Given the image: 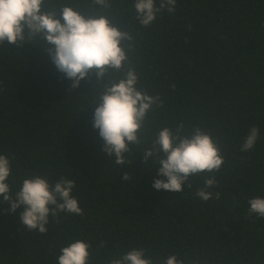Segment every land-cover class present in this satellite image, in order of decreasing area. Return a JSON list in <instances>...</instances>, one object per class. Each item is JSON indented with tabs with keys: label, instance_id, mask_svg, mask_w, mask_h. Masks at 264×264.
I'll use <instances>...</instances> for the list:
<instances>
[{
	"label": "trees",
	"instance_id": "16d2710c",
	"mask_svg": "<svg viewBox=\"0 0 264 264\" xmlns=\"http://www.w3.org/2000/svg\"><path fill=\"white\" fill-rule=\"evenodd\" d=\"M110 3L111 23L133 36L137 87L163 103L148 113L141 144L125 154L130 163L117 165L92 126L95 77L71 88L42 45L0 42V154L10 161V190L33 175L50 184L72 179L83 211L50 215L40 233L22 225L23 206L11 212L0 200V264H57L61 248L77 239L91 245L88 264L133 248L154 264L173 254L185 264H264V218L248 214V200L264 198V0H176L174 12L162 9L147 26L135 0ZM180 123L219 140L224 163L208 201L195 192L212 174L189 177L180 192L157 190L154 178L166 179L157 177L160 164L142 159L156 131ZM254 125L257 142L241 151Z\"/></svg>",
	"mask_w": 264,
	"mask_h": 264
},
{
	"label": "clouds",
	"instance_id": "9594fccd",
	"mask_svg": "<svg viewBox=\"0 0 264 264\" xmlns=\"http://www.w3.org/2000/svg\"><path fill=\"white\" fill-rule=\"evenodd\" d=\"M82 5V7H81ZM176 0H135L136 18L141 26L151 24L162 9L175 11ZM110 0H77V6L58 4L56 0H0V42L22 46L24 43L42 45L56 69L71 80L70 87L79 86L90 74L95 77L92 91L97 101L92 114V126L98 129L103 141L102 151L117 165L129 164L126 153L130 145H140L146 117L153 106L163 101L159 95L152 96L139 89L138 74L129 58L133 52V36L121 31L111 23L116 16L108 14ZM124 41V43H121ZM187 133V134H186ZM259 128L252 126L244 138L241 151L251 150L257 142ZM143 161H157V177L152 186L172 192H180L189 177L200 173L212 174L204 179V186L195 195L202 201L212 198L207 189L217 184L214 173L224 163L219 140L199 126L186 130L183 123L175 130L163 127L155 132L151 146L142 149ZM10 161L0 154V200L9 203L8 211L14 212L23 206L20 220L28 231H47L49 216L60 212L83 215L77 200L71 195L75 182L60 177L54 183L46 177H25L19 190L12 192L7 182L10 176ZM129 172L122 175L127 181ZM215 198H220L216 192ZM248 214L264 218V198L248 200ZM90 243L81 239L69 243L60 250L57 264H88ZM108 264H154L145 256V249L133 248ZM163 264H185L175 254L169 255Z\"/></svg>",
	"mask_w": 264,
	"mask_h": 264
}]
</instances>
